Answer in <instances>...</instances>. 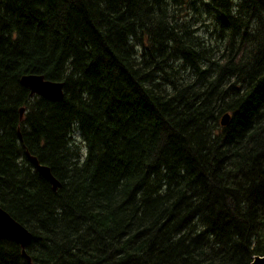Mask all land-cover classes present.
<instances>
[{"label": "trees", "instance_id": "16d2710c", "mask_svg": "<svg viewBox=\"0 0 264 264\" xmlns=\"http://www.w3.org/2000/svg\"><path fill=\"white\" fill-rule=\"evenodd\" d=\"M0 207V264L264 256V0H0Z\"/></svg>", "mask_w": 264, "mask_h": 264}, {"label": "water", "instance_id": "95a60500", "mask_svg": "<svg viewBox=\"0 0 264 264\" xmlns=\"http://www.w3.org/2000/svg\"><path fill=\"white\" fill-rule=\"evenodd\" d=\"M20 84L29 89L30 94H37L48 100H60L63 97V82L57 80L44 79L40 74L29 73L21 76ZM22 112V109L20 110ZM230 119L228 113L224 114L220 119V124L225 126ZM40 174L50 181L53 189L60 186V182L56 179L49 168L38 164L36 159H32ZM31 232L22 224L13 219L2 207H0V240L10 239L18 243L25 255V247L30 242ZM251 264H264V256H255Z\"/></svg>", "mask_w": 264, "mask_h": 264}, {"label": "flooded vegetation", "instance_id": "af4514ba", "mask_svg": "<svg viewBox=\"0 0 264 264\" xmlns=\"http://www.w3.org/2000/svg\"><path fill=\"white\" fill-rule=\"evenodd\" d=\"M23 76V75H22ZM21 78V77H20ZM30 94V93H29ZM32 95H35V94H30V96H32ZM22 109V112L20 111ZM25 107L24 106H21L20 108H19V119L20 120H22L23 119V116H24V114H25ZM17 131H18V136H20V131L17 129ZM36 159L35 157H32L31 158V162L33 163V161H32V159ZM36 161L38 162V160L36 159ZM34 164V163H33ZM38 164H40V165H44V164H41V163H39L38 162ZM35 165V164H34ZM44 166H46V165H44ZM35 167H36V165H35ZM48 167V166H47ZM49 168V167H48ZM36 169H37V167H36ZM50 170V169H49ZM39 172V171H38ZM40 173V172H39Z\"/></svg>", "mask_w": 264, "mask_h": 264}, {"label": "rangeland", "instance_id": "374dc122", "mask_svg": "<svg viewBox=\"0 0 264 264\" xmlns=\"http://www.w3.org/2000/svg\"><path fill=\"white\" fill-rule=\"evenodd\" d=\"M21 79V78H20ZM23 86V85H22ZM25 87V86H24ZM77 136V135H76ZM77 140H78V138H77ZM79 141V140H78ZM80 143V142H79Z\"/></svg>", "mask_w": 264, "mask_h": 264}, {"label": "bare ground", "instance_id": "6f19581e", "mask_svg": "<svg viewBox=\"0 0 264 264\" xmlns=\"http://www.w3.org/2000/svg\"><path fill=\"white\" fill-rule=\"evenodd\" d=\"M37 95V94H36ZM60 182V181H59Z\"/></svg>", "mask_w": 264, "mask_h": 264}]
</instances>
